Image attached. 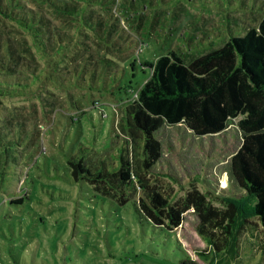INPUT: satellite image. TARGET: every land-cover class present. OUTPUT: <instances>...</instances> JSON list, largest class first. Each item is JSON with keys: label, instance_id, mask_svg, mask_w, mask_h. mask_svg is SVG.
I'll list each match as a JSON object with an SVG mask.
<instances>
[{"label": "rangeland", "instance_id": "rangeland-1", "mask_svg": "<svg viewBox=\"0 0 264 264\" xmlns=\"http://www.w3.org/2000/svg\"><path fill=\"white\" fill-rule=\"evenodd\" d=\"M79 1L72 19L60 22L68 32L51 54L0 13V32L35 66L23 67V76L7 67L0 72V264H180L182 248L203 263L196 252L206 242L192 210L170 237L140 223L132 203L110 204L74 182L68 160L103 156L117 164L118 147L141 160L142 141L125 143L120 128L126 105L150 75L142 62L170 50L188 61L221 46L230 31H245L243 23L258 24L264 0ZM238 118L203 136L183 123L161 126V157L147 177L171 201L197 187L223 207L213 193L242 192L228 174L242 142ZM19 197L21 204L11 202ZM247 245L242 258L254 263L259 254Z\"/></svg>", "mask_w": 264, "mask_h": 264}, {"label": "trees", "instance_id": "trees-1", "mask_svg": "<svg viewBox=\"0 0 264 264\" xmlns=\"http://www.w3.org/2000/svg\"><path fill=\"white\" fill-rule=\"evenodd\" d=\"M44 1L59 16L37 0H0V13L29 29L40 51L51 54L58 46L57 39L65 38L68 32L60 22L72 19L80 1ZM242 27V34L230 31L221 46L191 60L179 50H170L142 62L150 68V75L137 90L136 99L126 105L125 123L119 127L125 143L142 141L141 166L121 147L113 155L117 164L103 156L81 155L68 160L74 182L83 181L95 196L110 204L132 203L140 223L170 237L192 210L199 218L197 231L206 242V247L196 252L203 263L180 246L184 253L180 264L264 261V16L258 24L243 23ZM19 48L11 35L0 32V72L5 74L7 67L18 69V75L23 76L24 68L35 67ZM237 117L242 142L230 158L228 174L230 183L242 192L213 193L223 207L213 204L197 187L171 201L161 186L147 177L161 157V143L155 135L161 126L183 123L193 134L203 136L223 131ZM11 202L21 204L23 198ZM244 241L248 250L259 254L254 263L242 258Z\"/></svg>", "mask_w": 264, "mask_h": 264}]
</instances>
